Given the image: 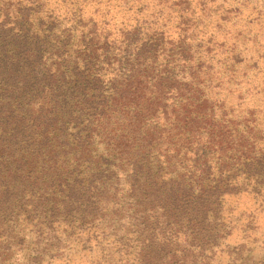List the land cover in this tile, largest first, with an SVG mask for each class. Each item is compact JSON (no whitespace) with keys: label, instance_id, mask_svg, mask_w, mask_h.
I'll return each mask as SVG.
<instances>
[{"label":"rangeland","instance_id":"rangeland-1","mask_svg":"<svg viewBox=\"0 0 264 264\" xmlns=\"http://www.w3.org/2000/svg\"><path fill=\"white\" fill-rule=\"evenodd\" d=\"M27 8L44 29L77 30L67 33L73 38L66 49L78 65L87 55L70 48L74 35L82 40L94 31L98 52L92 73L85 71L101 78L89 76L83 94L68 74L60 89L33 97V104L43 103L39 113L36 107L43 125L15 148L29 154L25 199L15 208L26 219L17 226L27 242L1 250L0 264H30L27 245L46 240L40 233L49 224L64 233L51 241L48 264H106L96 246L101 240L135 249L146 217L123 170L136 159L179 176L188 175L186 164L214 168L215 159L225 167L260 159L264 169V0H15L10 10ZM180 36L194 41L190 56L202 68L167 66ZM148 41L158 51L139 56L136 47ZM202 149L213 153L207 165L195 154ZM189 153L196 157L187 161ZM224 153L234 158L219 161ZM246 174L240 193L224 197L219 244L200 264H264V177ZM74 184L84 188L73 191Z\"/></svg>","mask_w":264,"mask_h":264},{"label":"trees","instance_id":"trees-1","mask_svg":"<svg viewBox=\"0 0 264 264\" xmlns=\"http://www.w3.org/2000/svg\"><path fill=\"white\" fill-rule=\"evenodd\" d=\"M14 1L0 0V229H14L11 233H0V251L4 252H11L27 242L25 231L22 233L17 226L19 220L26 219L21 218V213L16 215L15 208L25 199V186L30 177L23 168V161L29 154L26 151L21 154L15 148L23 144L22 138L31 136L35 129H41L43 125V116L36 111L38 105V113L44 109L43 103L33 104V97L45 90L50 92L51 86L60 89V82H65L68 74L71 76L69 83L82 90L83 94L87 90L85 84L89 82V76L96 80L101 78L97 73L86 74V71L91 72L89 65L98 52L95 44L99 39L94 31L87 35L82 33V40L74 35L76 45L71 44L70 48H81L87 55L78 65L71 59L70 50L66 49V44L73 38L67 33L77 30L71 28L60 32L54 26L44 29L42 23L35 25L41 19L35 18L30 8L10 10ZM66 36L67 43L62 40ZM181 38L172 40L179 42L178 52L175 61H168L167 66L172 65L173 69L184 67V70L187 65L190 69L202 68L203 61L190 56L196 48L194 41L187 44ZM136 49L139 56L141 53L153 54L158 51L149 41ZM63 68L66 71H62ZM78 69L84 71L76 73ZM74 73L77 78H74ZM198 151L195 154L203 156L207 165V154L213 153L207 149ZM189 154L187 161L196 157L194 153ZM226 158L231 160L234 157L224 153V157L218 160L224 159V163ZM215 160L209 163L215 165L214 168L210 165L202 168L186 164L183 170L188 175L185 176L170 175L169 172L163 174L161 168L151 167L143 158L136 159L130 168L123 170L131 183L129 191L132 198L140 205L142 217H146V227L136 234L135 249L130 248L129 244L108 245L104 240L96 241L100 259L108 257L107 263L113 264L114 256L118 255L119 264H200V256L219 244L224 197L240 193V184L251 170L259 178L264 177L260 159L256 162L238 158L231 167L230 164L220 166ZM238 167L241 171L236 176L233 172ZM103 172L99 170L94 176L101 177ZM82 188L84 186L74 184L73 191H82ZM48 228L40 233V236L46 234V240L34 243V247H31V243L27 245L25 259L30 264H48L45 256L50 251H47L48 248L52 250L51 241H61L64 232L60 233V226L51 227L49 224ZM90 241L91 237L87 242Z\"/></svg>","mask_w":264,"mask_h":264}]
</instances>
